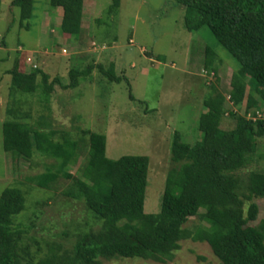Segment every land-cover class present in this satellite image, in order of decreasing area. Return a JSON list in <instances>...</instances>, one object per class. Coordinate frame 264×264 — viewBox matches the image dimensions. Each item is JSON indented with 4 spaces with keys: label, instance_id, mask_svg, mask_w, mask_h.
<instances>
[{
    "label": "trees",
    "instance_id": "obj_1",
    "mask_svg": "<svg viewBox=\"0 0 264 264\" xmlns=\"http://www.w3.org/2000/svg\"><path fill=\"white\" fill-rule=\"evenodd\" d=\"M47 1L52 9L61 12L62 33L79 36L85 0ZM177 3L185 8L184 25L189 32L209 28L218 43L238 61L229 91V99L238 111L227 109L224 94L215 95L222 61L217 62V56L207 48L204 71L213 73L216 83L210 85V94L204 100L205 112L199 118L202 136L196 144L187 146L183 161L168 171L157 214L144 211L149 157L123 156L112 160L106 155L105 134L83 130L84 137L75 139L68 131L49 129L43 124L35 128L28 121L29 115L16 114L3 125L5 151L14 158L28 160L37 151L56 161L34 179L39 188L51 190L63 171L77 163L87 142L88 157L78 170L79 185L73 183L64 195L84 201L91 222L64 234L68 241L75 237L71 245L45 241L43 251L36 238L28 237L35 223L16 222L26 208L24 192L8 188L0 197V264H100V258L116 257L166 263L174 260L181 241L187 239L207 243L221 264H264V217L255 224L259 219L255 200L264 199V172L251 171L246 178L239 174L256 156L263 157L257 152L258 139L264 138V113L259 117L260 100H264V0ZM35 4L36 0L13 1L12 6L20 10L22 28L35 11ZM26 62L27 55L19 52L9 71L13 89L31 94L40 90L42 84L40 91L50 101L56 84L62 85L60 78L51 81L38 68L27 72ZM96 69L112 82L121 80L104 65L90 64L84 69L72 68L70 83L62 87H78L80 80ZM131 98L135 99L132 95ZM249 112L248 119L245 115ZM227 114L236 120L230 130L221 128ZM179 141L181 137L176 134V151L180 150ZM66 178L72 179L73 175ZM193 217L199 218L200 223L191 230L186 224ZM27 238L38 246L35 253L25 242Z\"/></svg>",
    "mask_w": 264,
    "mask_h": 264
},
{
    "label": "rangeland",
    "instance_id": "obj_2",
    "mask_svg": "<svg viewBox=\"0 0 264 264\" xmlns=\"http://www.w3.org/2000/svg\"><path fill=\"white\" fill-rule=\"evenodd\" d=\"M13 1L0 0V197L8 188L24 192L26 208L16 222L35 223L28 237L36 238L43 251L45 241L71 245L75 237L70 242L64 234L91 222L85 202L64 195L73 183L79 185L78 170L88 157L87 142L77 163L63 171L51 190L39 188L34 179L56 161L37 151L29 160L14 158L5 151L3 125L16 114L29 115L28 121L35 128L43 124L49 129L68 131L75 139L84 137L83 130L105 134L106 155L112 160L149 157L144 211L159 213L168 171L183 161V151L202 136L199 118L205 112L204 100L210 94V85L216 83V76L204 71L206 49L214 52L217 62L222 61L215 95L224 94L227 109L233 111L238 109L229 99V91L238 61L209 28L189 32L184 25L185 8L177 0H85L83 31L76 37L62 33L61 12L52 9L47 0H36L35 11L22 28L20 10L12 6ZM19 52L27 55V72L36 65L51 81L59 77L62 85L70 83L72 68L84 69L90 64L104 65L121 80L112 82L96 69L76 88L64 89L56 84L48 101L41 92L42 84L41 91L31 94L13 89L9 71ZM255 96L260 100L257 93ZM259 106L262 118L264 100ZM245 116L249 119L251 112ZM235 126L236 120L227 114L221 128L230 130ZM176 134L181 137L179 151L175 149ZM257 153L264 157V138L258 139ZM263 157L256 156L240 176L246 178L256 170L264 172ZM68 174L73 178L67 179ZM255 202L259 206L257 224L264 217V199ZM199 223V218L193 217L186 227L193 230ZM25 242L33 253L38 250L30 239ZM100 264L221 262L207 243L187 239L181 241L172 262L116 257L100 258Z\"/></svg>",
    "mask_w": 264,
    "mask_h": 264
},
{
    "label": "built area",
    "instance_id": "obj_3",
    "mask_svg": "<svg viewBox=\"0 0 264 264\" xmlns=\"http://www.w3.org/2000/svg\"><path fill=\"white\" fill-rule=\"evenodd\" d=\"M64 52L66 53V50H64ZM28 62H31V59H28ZM33 68H37V66L33 65Z\"/></svg>",
    "mask_w": 264,
    "mask_h": 264
},
{
    "label": "crops",
    "instance_id": "obj_4",
    "mask_svg": "<svg viewBox=\"0 0 264 264\" xmlns=\"http://www.w3.org/2000/svg\"><path fill=\"white\" fill-rule=\"evenodd\" d=\"M82 31H83V25H82Z\"/></svg>",
    "mask_w": 264,
    "mask_h": 264
}]
</instances>
